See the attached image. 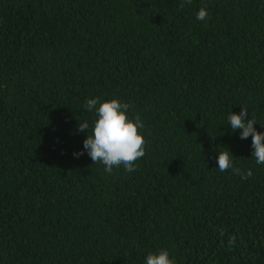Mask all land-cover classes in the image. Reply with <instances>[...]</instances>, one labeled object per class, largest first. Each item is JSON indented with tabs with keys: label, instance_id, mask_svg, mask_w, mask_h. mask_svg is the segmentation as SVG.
<instances>
[{
	"label": "trees",
	"instance_id": "obj_1",
	"mask_svg": "<svg viewBox=\"0 0 264 264\" xmlns=\"http://www.w3.org/2000/svg\"><path fill=\"white\" fill-rule=\"evenodd\" d=\"M89 98L141 117L136 171L84 150ZM242 107L264 133V0H0V264H264Z\"/></svg>",
	"mask_w": 264,
	"mask_h": 264
},
{
	"label": "clouds",
	"instance_id": "obj_2",
	"mask_svg": "<svg viewBox=\"0 0 264 264\" xmlns=\"http://www.w3.org/2000/svg\"><path fill=\"white\" fill-rule=\"evenodd\" d=\"M191 3V0H185ZM184 7V3H181ZM197 20L204 21L208 18L206 7H201L196 16ZM85 109L95 112V120L91 126L88 122L79 123L78 131H88L87 138L83 141L84 150L87 152L94 164L102 163L105 170L111 174L113 168L123 166L126 172L136 171V161L145 155V139L140 134L141 129L145 125L139 114L130 119L127 115L129 105L121 103L118 99L101 102L99 98H89L86 100ZM249 117L248 109L242 107L239 114L232 111L229 113L228 125L231 126L233 132L242 130L240 139L246 140L252 138V159L256 164H264V133L257 131L255 116ZM264 126V124H261ZM221 151L217 158L218 169L220 172L231 170L234 175L241 179H250L253 175L252 170L246 172L237 167L234 163V155L226 148ZM84 152L74 153L77 158L82 156ZM223 235V232H221ZM230 246L235 245L236 237H229ZM145 264H176L174 259L169 258V252L161 249L158 253H150L147 255Z\"/></svg>",
	"mask_w": 264,
	"mask_h": 264
}]
</instances>
